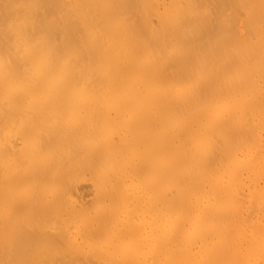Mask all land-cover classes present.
<instances>
[{
	"label": "bare ground",
	"instance_id": "6f19581e",
	"mask_svg": "<svg viewBox=\"0 0 264 264\" xmlns=\"http://www.w3.org/2000/svg\"><path fill=\"white\" fill-rule=\"evenodd\" d=\"M262 176L264 0H0V264H264Z\"/></svg>",
	"mask_w": 264,
	"mask_h": 264
},
{
	"label": "rangeland",
	"instance_id": "374dc122",
	"mask_svg": "<svg viewBox=\"0 0 264 264\" xmlns=\"http://www.w3.org/2000/svg\"><path fill=\"white\" fill-rule=\"evenodd\" d=\"M99 105L97 104V105H95V106H93V107H95L94 109H93V111L91 112L90 111V108L87 110L86 108H83V113H85V114H87V113H89V111H90V114H92L93 116L95 115V117L98 119H101L102 118V116H104L107 112H105L106 111V109H104L102 112H103V114L104 115H100V114H102V112L99 114V112L101 111V107L102 106H99ZM100 110V111H99ZM96 112V114H95V112ZM121 111H123V114L126 112V111H131V112H134V109L133 108H129L128 106H124V108H123V110H122V108H121ZM118 112V111H117ZM140 117H139V120H138V122H137V125L135 126L136 127V129H131V130H129V127H128V131H127V134H128V138H126V146L128 145H131L132 144V142H137V144H138V146H139V149H140V153H139V158H142V159H145L146 158V161L148 162V160H150L151 159V156L150 155H148V151H149V153L151 152V153H154V151L152 150V147L149 145V143L151 142V144H152V142L155 140V139H157V136L156 135H154L153 136V134L150 132V127H148L149 125L147 124V125H145V121L143 120V117H142V110L140 109ZM116 113V112H115ZM117 115H118V117H120L121 119H122V117L121 116H123V114L122 113H120V112H118V113H116ZM87 119H89V118H87ZM87 119H85V123L87 122ZM84 123V124H85ZM84 128V127H83ZM43 129V132L44 131H46L47 129H44V128H41L40 130H42ZM127 129V128H126ZM26 130H28L27 128H25V131H24V129H22L21 130V132H23V133H26ZM30 130V129H29ZM27 131V132H31V130L30 131ZM84 130H85V134H88V135H90V133L88 132V130L86 129V128H84ZM36 132V131H35ZM141 134V135H140ZM141 136V137H140ZM128 142V143H127ZM142 145V146H141ZM127 146V148H128V150H127V152L126 153H124V156H125V154H126V156L128 157L129 155H130V152L128 153V151H130V147H128ZM147 149H149L148 151H146ZM144 152V153H143ZM147 152V153H146ZM19 162H21V160H19ZM22 163H25V161H22ZM151 168H152V166L150 167V168H146V167H144V175H143V180H144V182H145V191L143 192V196H147L148 194H154L153 196H154V198H152V201L154 202V199H155V196H156V192H153L152 190H149L150 189V187H151V185L150 184H148L147 183V179L150 177V174H151V172L152 171H150L151 170ZM83 174V173H82ZM262 178H264V176H262ZM83 183V182H82ZM83 187H82V189H85L86 187L88 188V186L86 185V183H85V185H82ZM85 187V188H84ZM90 188V187H89ZM88 188V189H89ZM87 190V189H86ZM85 191V190H84ZM19 192H21V193H23V194H25V188H21L20 190H19ZM86 193V196L85 197H87V200H90V199H88V197L89 198H91L90 196H89V194L88 193H90V189L88 190V193H87V191L85 192ZM90 195L92 196V194L90 193ZM38 197V196H37ZM35 204H37V201L35 200V201H33ZM33 204V203H32ZM151 204H152V202H151ZM153 205V204H152ZM44 207H45V205H44ZM43 207V208H44ZM47 208V207H46ZM42 209V207H38L36 210L38 211L39 210V212H40V210ZM36 211V213L38 214L39 212H37ZM42 211H44V209L42 210ZM41 211V214L40 215H38V216H40L42 219H43V221H44V218H45V220H46V217H49L48 216V214H46V212H42ZM46 211V210H45ZM150 212H156V209H155V205H153V207L151 208V209H146V208H144V211H143V216L146 218V222H145V218L143 219L144 220V222L145 223H143L142 222V226L140 225V224H138V223H136V225H140V235L139 236H141V235H143V236H145V238H144V240H145V242L147 243V241H149L148 243H150V245H153V242H155V240H156V237H153L155 234H156V230H157V216L158 215H156V214H153L152 216H154V218H151V220H149V213ZM147 214V215H146ZM149 215V216H148ZM22 218H23V213H22ZM151 217V216H150ZM23 219H25V218H23ZM23 219H22V221H23ZM27 220V219H26ZM148 221H153V223L151 222H148ZM25 222V221H24ZM24 224V223H23ZM25 224H26V222H25ZM144 224H146V225H144ZM147 224H150V226L148 225L147 226ZM145 226H147L148 228H150L151 229V235L149 234V235H147V237H149L148 238V240H147V237H146V235L145 234H147V231L149 230L148 228H146ZM152 226V227H151ZM26 227H28L27 225L25 226V228L24 229H27ZM122 227V226H121ZM138 231L137 232H139V229H137ZM155 233V234H154ZM153 235V236H152ZM156 236V235H155ZM142 238V237H141ZM17 243V242H16ZM10 244V243H9ZM18 244V243H17ZM126 244V243H125ZM5 245H8V244H5ZM224 244H221V246H223ZM3 251H4V249H3ZM85 252H87V250H86V248H84L83 247V254H85V255H87L88 256V254L87 253H85ZM95 257H97L98 255H99V253H97V252H95ZM90 257H93L92 258V260H94V256H91V255H89ZM223 254L222 253H218V255H217V262H216V264L218 263V264H221L220 263V261L222 262V264H223ZM90 261H92L91 259H89ZM92 262H89V264H91ZM94 263V262H93ZM95 264V263H94ZM97 264V263H96Z\"/></svg>",
	"mask_w": 264,
	"mask_h": 264
}]
</instances>
